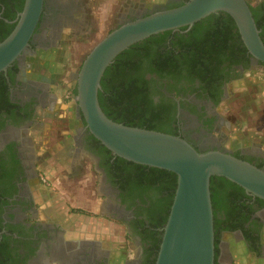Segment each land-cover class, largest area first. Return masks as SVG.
I'll return each mask as SVG.
<instances>
[{
  "label": "flooded vegetation",
  "instance_id": "flooded-vegetation-1",
  "mask_svg": "<svg viewBox=\"0 0 264 264\" xmlns=\"http://www.w3.org/2000/svg\"><path fill=\"white\" fill-rule=\"evenodd\" d=\"M162 1L158 4L159 0H152V4L147 6L123 10L108 33L130 20L166 10L187 0ZM245 1L250 10L256 9L258 16L262 14L264 0ZM80 3L79 0H45L42 16L29 43V52L1 75L9 101L20 108L0 113V173L6 171L0 180V244H4L3 250L10 256L11 264H146L153 241L149 235L146 237L145 230H159L150 225L155 223L160 207L163 208L160 204L167 195L162 188L164 184L153 183L150 174L135 177L134 172L128 174L125 168L120 173L112 169L115 159L104 152L85 129L75 97L72 103L67 102V109L53 112L52 105L56 99L50 95L52 89L39 68L38 57L55 51L56 45L70 33L67 30L81 23L85 10ZM3 11L0 10V19L10 27L14 20L3 17ZM15 14L16 11L12 10L11 15ZM191 29L178 34L185 35ZM163 44L170 50V39L166 38ZM238 46L240 50L244 48L243 44ZM239 49H231L232 63L227 58L217 67L218 75L212 82L211 90H204L202 84L194 80L191 84L178 83L179 91L175 92L168 89L170 81L154 78L159 95L153 97V102L171 104L172 126L176 134L198 151L224 152L256 167L262 164L261 169L264 170V120L259 121V129L258 125L254 126L258 129L254 134L248 135L253 139L247 140L238 131L247 128L249 123L246 121L249 119L232 121L226 111L232 98L249 91L251 82L255 83L256 78L254 88L259 87V90L255 97L258 96L261 101L264 99V66L247 51ZM59 120L69 123L70 131L66 138L72 140L69 160L74 163L80 157H86L98 172L102 193L107 197L104 206L106 217L103 214L102 220L114 221L124 229L126 250L122 259L118 257L119 252L107 249L108 245L101 236H97L100 240L86 238L89 237L87 234L69 237L56 217L48 211L46 200L40 196L42 188L52 184L41 177L42 162L33 158L31 144L47 143L49 138L43 134V128L48 122ZM64 146L61 142L59 152L64 150ZM52 151L58 152L54 148ZM217 191L221 193L214 199L219 220L217 229L220 230L216 245L217 264H264V219L260 216L264 213V204L244 192L237 200L235 196L231 198L230 188H217ZM232 208L236 209L238 220L227 224L225 213ZM102 233L106 237L108 232L105 230ZM229 238L232 240L230 243ZM222 248L226 249L228 257L224 263L220 261Z\"/></svg>",
  "mask_w": 264,
  "mask_h": 264
},
{
  "label": "water",
  "instance_id": "water-1",
  "mask_svg": "<svg viewBox=\"0 0 264 264\" xmlns=\"http://www.w3.org/2000/svg\"><path fill=\"white\" fill-rule=\"evenodd\" d=\"M44 1L24 0L14 28L0 42V74L29 52ZM219 14L233 21L248 54L264 66V44L245 0H187L179 7L159 10L113 29L91 48L75 76L74 102L85 129L114 159L176 176L154 264H214L210 179L223 178L264 202V170L224 152H200L178 135L113 122L98 103L100 82L106 69L131 46L161 33L189 30Z\"/></svg>",
  "mask_w": 264,
  "mask_h": 264
},
{
  "label": "trees",
  "instance_id": "trees-1",
  "mask_svg": "<svg viewBox=\"0 0 264 264\" xmlns=\"http://www.w3.org/2000/svg\"><path fill=\"white\" fill-rule=\"evenodd\" d=\"M23 4L24 0H0V10H4L3 17L9 21L15 20L16 14L21 12ZM181 5L182 3L175 4L167 9ZM12 10L16 11L14 16L11 15ZM251 12L264 44V9L260 16L256 14V9L252 8ZM13 28V24L9 27L0 19V42L10 34ZM184 30L186 29L184 28L180 31ZM180 31L174 34H171V32L161 33L131 46L122 52L114 60L113 64L106 69L100 82L101 88L98 92V103L107 118L128 127L177 135L172 126L171 104L163 101L153 102V97L159 95L154 84V78L170 81L171 84L168 85V89H173L175 92L179 91L178 83L191 84L194 80L199 81L204 90H211L212 82L215 80V76L218 75L217 67L227 58H229L228 62L232 63L231 49L233 47H238L239 49L238 45L242 46L233 21L223 14L211 15L199 21L185 35L178 34ZM166 38L170 39V50L166 49L168 46L163 44ZM239 51L246 52L243 47ZM229 56H231V59ZM1 75L0 113L20 110L18 106L9 101L6 84ZM70 93L75 97V89L70 90ZM104 152L110 154L105 149ZM261 166L262 164H259L257 167L261 169ZM111 167L117 170L118 173L125 168L128 174H130V171L134 172L136 174L135 177L150 174L153 177V183L164 184V186H161L167 195L160 204L163 208L159 206L160 210L159 214L156 215L155 223L150 225L153 229L161 230L167 220L172 204L176 189V176L169 172L128 163L118 158H115ZM5 173L6 171L4 170L0 173V180L4 178ZM217 188L220 190L230 188L229 192H232L230 194L231 198L235 196L236 200L240 198L239 195L244 194L241 188L223 178L213 177L210 179L214 219V264H217L216 245L219 242L220 231L217 229V224L219 223L218 211H216L214 206V199L221 195ZM259 202L264 204L263 201ZM225 216L227 224L230 221L238 220L236 219L237 211L235 208L226 211ZM159 230L155 232L145 230L147 233L146 237L149 235L153 241L148 255V262L150 263L147 262L146 264L155 263L162 236ZM4 247V244L1 243L0 264H11L9 261L10 256L6 254V250H3Z\"/></svg>",
  "mask_w": 264,
  "mask_h": 264
},
{
  "label": "rangeland",
  "instance_id": "rangeland-1",
  "mask_svg": "<svg viewBox=\"0 0 264 264\" xmlns=\"http://www.w3.org/2000/svg\"><path fill=\"white\" fill-rule=\"evenodd\" d=\"M79 1L85 10L84 17L80 18L81 23L67 30L70 33L56 45L55 51L38 57L39 68L46 75V81L50 83L48 85L52 89L50 95L57 98L62 111L66 108L67 102H73L74 97L70 90L75 88V76L82 59L112 29L119 14L123 13V10L152 4V0ZM161 3L163 1L159 0L158 4ZM256 82L257 78L255 83L251 82L249 91L232 98L226 107L232 121L249 119L246 121L249 123L248 129L237 130L239 134L245 135L244 138L247 140L253 139L248 135L254 134L261 127L259 121L264 120V99L261 101L258 96L255 97L259 90V87L254 88ZM255 125H258V129L254 127ZM68 126L66 120L48 122V126L43 128V134L49 138L46 140L47 143L44 145L38 143L37 146L31 144L33 158L42 162L41 177L52 184V186L49 184L50 188L48 185V188H42L40 196L46 200L48 211L56 217V221H59L60 227L67 231L69 237H83L87 234L89 237L86 238L99 239L101 236L108 245L107 249L119 252L118 257L122 259L126 250L124 229L114 221L102 220L107 197L102 193L100 177L92 168V163L86 157H80L74 163L69 160L68 151L72 148V140L66 139L70 131ZM61 142L65 146L64 150L59 152ZM53 148L58 151L56 154L52 151ZM260 216L264 219V213ZM105 230L108 232L106 237L102 233ZM228 242L232 240L229 238ZM222 253L220 261L224 263L228 260L225 248H222Z\"/></svg>",
  "mask_w": 264,
  "mask_h": 264
},
{
  "label": "crops",
  "instance_id": "crops-1",
  "mask_svg": "<svg viewBox=\"0 0 264 264\" xmlns=\"http://www.w3.org/2000/svg\"><path fill=\"white\" fill-rule=\"evenodd\" d=\"M53 112H57V111H59V110H62V106L57 102V98H56V102L54 101L53 102ZM67 107H68V105L66 104V108H63V111L65 110V109H67ZM59 116H63V113H57ZM48 126V125H47Z\"/></svg>",
  "mask_w": 264,
  "mask_h": 264
}]
</instances>
